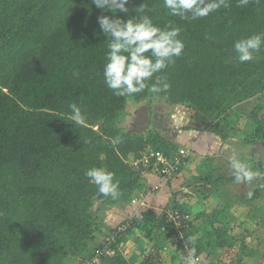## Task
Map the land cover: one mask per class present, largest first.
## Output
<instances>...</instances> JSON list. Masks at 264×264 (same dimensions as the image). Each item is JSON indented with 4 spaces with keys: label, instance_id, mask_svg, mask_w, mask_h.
Instances as JSON below:
<instances>
[{
    "label": "trees",
    "instance_id": "16d2710c",
    "mask_svg": "<svg viewBox=\"0 0 264 264\" xmlns=\"http://www.w3.org/2000/svg\"><path fill=\"white\" fill-rule=\"evenodd\" d=\"M142 3L145 11L138 15H148L159 27L180 28L185 47L147 82L150 87L156 76L164 78L170 84L167 92L153 94L146 88L117 96L104 80L109 41L98 23L99 16L111 12L92 0H0V264H156L150 252L143 261L131 262L122 251L133 230L145 223L147 236L161 227L167 230L155 244L158 256L160 249L174 246L184 255L195 248L199 260L204 252L216 257L224 250L209 243L206 234L213 222L219 224L213 226L217 235L222 234L231 215L215 204L223 183L235 178L216 177L213 171L194 180L202 212L189 216L186 202L173 194V207L165 214L142 207L139 215L112 228L104 243L98 224L104 211L126 208L139 194L149 193L148 176H158L156 153L170 162L183 156L152 122L145 131L130 133L123 124L131 106L149 105L151 114L156 103L186 108L209 120L210 130L223 140L238 133L234 120L246 118L252 124L239 136L248 143L264 141V45L245 63L234 49L238 40L264 34V0L245 5L227 0V7L197 19L173 16L164 0H129V18ZM250 101H257L252 112L237 110ZM73 103L86 116L83 125L71 119ZM118 135L122 141L114 144ZM93 167L115 174L117 199L100 194L86 177ZM253 170L264 171V162ZM206 184L211 189L204 191ZM174 212L181 216L180 227L166 222ZM127 222L129 228L119 232ZM201 264L221 262L205 257Z\"/></svg>",
    "mask_w": 264,
    "mask_h": 264
},
{
    "label": "clouds",
    "instance_id": "9594fccd",
    "mask_svg": "<svg viewBox=\"0 0 264 264\" xmlns=\"http://www.w3.org/2000/svg\"><path fill=\"white\" fill-rule=\"evenodd\" d=\"M92 3L98 9L113 14L98 17L100 29L109 41L107 63L103 69L107 87L117 96H131L145 91L146 88L153 94L167 92L170 84L166 79L156 76L150 87L147 82L152 81L155 74L173 63V58L181 56L185 47L179 38L181 29L171 24L159 27L148 15H138L145 11L144 3L134 9L137 15L131 18L129 0H92ZM239 3L245 5L248 0H239ZM221 6L227 7V0H164V7L169 9L173 16L181 19L206 17ZM118 13L128 14V18H120ZM262 45L264 34H255L235 42L234 49L239 62L253 60L254 53L258 52ZM69 107L74 125H83L86 116L82 110L75 103ZM121 141L119 135L112 140L114 144ZM230 164L238 183L264 181V171L253 170L244 159L233 156ZM85 175L103 196H110L114 200L119 197V181L115 180L113 172L103 167H93L88 169ZM260 186L264 187V183ZM192 253H195V248L192 249ZM189 264H192L191 255Z\"/></svg>",
    "mask_w": 264,
    "mask_h": 264
},
{
    "label": "rangeland",
    "instance_id": "374dc122",
    "mask_svg": "<svg viewBox=\"0 0 264 264\" xmlns=\"http://www.w3.org/2000/svg\"><path fill=\"white\" fill-rule=\"evenodd\" d=\"M256 104H257V101H250L248 103L238 106L237 110L242 114H247V113L252 112L255 109ZM134 108L135 106H131L129 108L130 111L132 112V113L130 112L131 117H128L127 121L123 124L124 126H126V128L130 132H134L138 130L136 127L138 125H136L135 116H133V114L136 112L134 111L133 113ZM167 109H169L170 111L167 112ZM157 111L163 114L161 115V118L156 117L154 121H151L152 117L150 115L148 123L152 122V125L155 127L159 126L158 127L159 129L162 128L163 130V127H165L166 125L169 126L170 124L171 125L174 124L173 126L174 127L177 126L176 127L177 130L184 131V128L187 129L193 126L194 128L201 130L202 132L209 133L210 134L209 136L213 138H217V139L221 138V140L223 141L222 137H218V136L215 137L216 135L210 130L212 126L210 121L206 120L200 114H195L191 112L190 110H187L186 108H182V107L180 109H176V108L172 109L170 107H159ZM158 119L160 121H158ZM133 121H135L134 125L132 123ZM248 122L251 123V121H249L246 118L242 119L240 122H237V120H234L232 122L234 126L239 125L238 128L237 126H235L237 128L238 133L236 135L232 134L231 138H229L228 141H231V140L232 142L241 141V139L243 138H240L239 135L243 128L244 130L249 129V127L247 126ZM141 129L142 128L139 127V130ZM263 142L264 141L257 142V149L262 148ZM210 143H214V141L212 140L211 142L207 141L206 144H210ZM212 145L215 146V144H212ZM248 148H249L248 150L252 152L250 146ZM183 154H185L184 157H182V155H180L181 157L177 156V158L180 159L181 164H183L182 163L183 159H187V157H189L186 151ZM212 161L213 160L211 159L209 163H211ZM211 166L212 167L210 166L208 167L216 168V166H213L212 163H211ZM225 166L226 167H224V170L222 167L218 166L219 168L218 170H208L207 169L205 173H208L209 171L210 172L213 171L214 176L225 177L226 173L230 174V172H233V170L229 171V169L227 168L228 166L226 162H225ZM202 172L204 171L200 169L199 173H202ZM155 185H158V184H155ZM231 185L228 184V182L226 181L222 185L224 186L223 188H225L226 190L225 192H227L225 195L228 198L233 197L232 206L228 205L225 208L226 213L228 214L227 216H230V215L231 216L229 220L226 221L222 234L220 236L217 235L216 233L217 231L215 230V227L213 228V226L214 225L218 226L219 224L215 222H213L208 227L209 230L207 231V234H206L207 240H209V243L215 244V246L217 247L219 246L220 248H224V250L221 252L220 255H217L216 257L215 255L218 253L212 254L210 258L214 261L221 262V264L222 263L223 264H264V228H263L264 218L253 217V216L247 217V215H244L245 212L244 210L240 209L239 203L237 202L238 198H236V195L239 196L240 194H244V196L247 197L248 199L243 202L244 203L243 205L245 207H248V205L251 203V199L249 198L253 193L254 187L250 186L249 184H244L242 186L238 183H234ZM151 194L153 193L149 192L144 197V200L146 201L137 199V200H134L132 204L127 206L126 208H122V209H118L114 211L113 210L104 211L102 213V216L98 224L99 240L102 241L103 243L106 242V240L104 241V237L108 233V235L106 236V239L109 238L108 236L112 228L117 227L119 224H121V222L127 220L128 218L131 219L135 217L136 215H139L141 208L144 207L143 203L145 204L149 201ZM173 194H176V197L178 196L177 194H179L178 198H186L183 196L182 191L173 193ZM261 194H263L264 196V192ZM157 195L158 194H156L152 200L150 199L149 202L153 206L154 211L156 212V215L161 216L165 214L168 208L173 207V201H172V198H169V194L167 196L168 198L166 199V201L160 200V197H157ZM170 196L171 197L173 196L171 192H170ZM156 199L158 200V202H155ZM186 199L187 200L185 202L187 206L185 209H187L188 211L187 213H190V215L185 214L184 216L188 218L189 216H193L195 213L198 212L197 205L199 203L197 202L196 199H193V200H189L188 198ZM260 202H263V201H260ZM234 206L236 207L235 208L236 211H232V207ZM105 220H108V222H106ZM258 221H262V222H258ZM262 223H263V226H260L259 224H262ZM155 224L157 225L158 223L155 222ZM142 226H143L142 228L135 229L133 230L134 232L131 233L130 235L131 239L129 240V242L126 243L127 250L124 248L125 245L122 246V251L127 253L128 258L131 262H137L141 260L143 261L144 259H146L150 251L152 250L157 251L158 247L155 246V244L157 245L158 241L162 240V238H165V236H167V230L161 226L159 230H154L150 232L149 236H147L146 232H147L148 225L145 223ZM247 229L249 230L247 231ZM243 240L246 242L245 247H243L241 243ZM160 250L162 253L159 254L160 260L158 262H155L156 264L160 263L162 260L165 262L166 260L165 258L167 256H176L177 258H175V261L169 259L168 262H166L165 264H189V260H187L186 255H184L183 251L180 249L179 246L168 247L166 249L162 248ZM203 259L204 257L201 256L200 261L198 263L192 262V264H201Z\"/></svg>",
    "mask_w": 264,
    "mask_h": 264
},
{
    "label": "crops",
    "instance_id": "0c3cea01",
    "mask_svg": "<svg viewBox=\"0 0 264 264\" xmlns=\"http://www.w3.org/2000/svg\"><path fill=\"white\" fill-rule=\"evenodd\" d=\"M170 107L172 109L176 108V109H180L179 107H171L169 105H165V104H161V103H156L154 104V106H152V121H154L157 118H161V115H163L162 113H160L159 111H157V109L159 107ZM183 108V107H182ZM184 110V109H183ZM170 111L169 109H167V112ZM158 121H160L158 119ZM174 125V124H173ZM173 125H169V126H165L162 128H158L159 126H154L156 129H158L162 134H164V136L170 140L171 142L175 143L178 146V150L182 152L188 153L187 159L184 161L183 168L181 169V167H179L180 173L178 175H176V177L171 178V179H165L163 181L160 182V178L158 176H154V175H150L148 176L149 179V183L151 186L158 184L159 185V190L157 192H152L153 194L150 195L149 201L150 199L152 200L154 198V196L156 194L157 197H160V200H165L168 198V194H169V198H172L170 196V192L173 195V193H177V192H181L183 193V196L188 198L189 200H193L196 199L197 202L199 203V188L198 186L195 185L194 180L197 178V175L199 174V170H203L204 172L208 169V170H218V166L222 167L224 170L225 166V162L227 164V168L229 169V171L232 170L231 168V164H230V160L233 156H237V158H241L244 159L252 168L255 165H257L258 167L261 166V164L264 162V142L262 143L263 146L261 149H257V143H248L245 142L243 139H241V141L239 142H232L228 141V140H221V138L217 139V138H213L211 136H209V133H205L202 132L199 129L192 127H189L187 129L184 128V131H180L177 130L176 127H174ZM183 128V127H182ZM188 130V131H187ZM217 137V136H215ZM240 138H242L240 136ZM214 141V143H210V144H206L207 141L211 142ZM212 144H215L212 145ZM250 146L251 151H249L248 147ZM234 148V149H233ZM214 155V156H213ZM240 156V157H238ZM211 159L213 160L211 163L213 166H216V168H209L208 166H211V163H209L211 161ZM200 165V166H199ZM178 170V171H179ZM210 172V171H209ZM212 172V171H211ZM226 172V171H225ZM232 173V174H231ZM226 177L228 179H232L234 177L233 172H230V174L226 173ZM228 184H234V183H238L236 180L235 181H227ZM259 183L260 181H253L252 183H249L250 186H253V193L250 196L249 199H251V203L248 205V207H245L243 204L244 201H246L248 198L244 196V194H240L239 196L236 195V198H238V203L240 206V209L244 210L245 214L247 215V217H260V218H264V196L263 194H261V197H256V189L259 187ZM240 185H244L245 183H238ZM232 186V185H231ZM224 186H222L221 188V192L219 194V199H218V203L215 204V208L216 209H220L222 207H227L232 206V201H233V197L228 198L225 194L227 192H225V188H223ZM252 187V188H253ZM201 188V187H200ZM211 186L206 184L204 186V191L206 190H210ZM227 189V188H226ZM264 192V191H263ZM261 192V193H263ZM179 196V194H177ZM178 201H186V198H178ZM229 200V201H227ZM146 201V200H144ZM145 203L144 208H150V210L154 211L153 206L151 205L150 202ZM263 201V202H260ZM155 202H158V200L156 199ZM154 202V203H155ZM198 207V212H202L205 210V206L202 205L201 203H199L197 205ZM235 206L232 207V211H236L235 210ZM246 210V211H245ZM155 212V211H154ZM197 212V213H198ZM156 213V212H155ZM232 213V212H231ZM196 214V213H195ZM201 221H199L200 223ZM258 222H262V221H258ZM260 226H263L262 224H259ZM264 228V227H263ZM203 257H210L209 253H205ZM175 258H177L176 256H167L165 259V262H168V260H174Z\"/></svg>",
    "mask_w": 264,
    "mask_h": 264
},
{
    "label": "built area",
    "instance_id": "2783aa9c",
    "mask_svg": "<svg viewBox=\"0 0 264 264\" xmlns=\"http://www.w3.org/2000/svg\"><path fill=\"white\" fill-rule=\"evenodd\" d=\"M183 153H185V152H182V154ZM184 155L185 154H183V156ZM155 157L157 158V160H156L157 161L156 170L158 172V177L160 178V182L159 183H161V181L167 179L169 176H172L176 171L179 170V167H180V164H181L179 158L175 157L174 161L170 162L169 158L164 156L163 153H156ZM158 189H159V185H153V186H151V190L149 192H155ZM146 195L147 194H139V197L137 199L143 201L144 197ZM144 205L145 204L143 203V206ZM170 221H173L176 226L180 227V225H181V216H180L179 212L169 213L167 218H166V222L169 223ZM130 225H131V222L125 223L119 229V232L125 231L126 229L129 228ZM164 249H166V247ZM160 253H162V252L160 251L159 254ZM150 254H152V257L154 258V262H158L160 260V256H158V253H156L155 250L150 251ZM185 255H186L187 260H189V256L191 255V261L194 262V263H198L200 261L199 258H196L191 251H188L187 253L185 252Z\"/></svg>",
    "mask_w": 264,
    "mask_h": 264
},
{
    "label": "water",
    "instance_id": "95a60500",
    "mask_svg": "<svg viewBox=\"0 0 264 264\" xmlns=\"http://www.w3.org/2000/svg\"><path fill=\"white\" fill-rule=\"evenodd\" d=\"M134 111H136V112L134 113ZM133 113H134L133 116H135L136 125H138V126H136L138 130H136L134 132H130V133L145 131L147 126H148L149 118L151 115V107L149 105H146V104L138 105L133 109ZM135 121L132 122L133 125H134ZM139 127L142 129L139 130ZM97 206H98V204H96L94 208L96 209Z\"/></svg>",
    "mask_w": 264,
    "mask_h": 264
}]
</instances>
